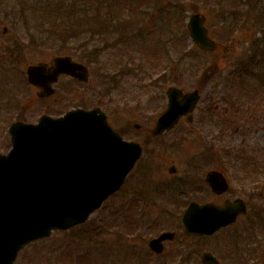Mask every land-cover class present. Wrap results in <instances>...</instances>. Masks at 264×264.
<instances>
[{"label":"rangeland","instance_id":"obj_1","mask_svg":"<svg viewBox=\"0 0 264 264\" xmlns=\"http://www.w3.org/2000/svg\"><path fill=\"white\" fill-rule=\"evenodd\" d=\"M109 1L111 0H0V154H6L10 148L7 129L13 121L36 123L42 115L57 117L78 107L99 108L107 115L112 128L128 131L125 140H134L140 144L145 142L144 148L156 150L157 156L167 162L189 158V155L198 156L197 150L202 157V153L208 150L211 153L207 164L211 169L221 166L224 170L230 182V196L240 197L249 205L248 216L240 221L241 238L248 239L241 241V248L244 245L253 249V240L259 236L258 245L262 257L254 254L242 257L248 260V264H264V225H259L258 228L248 225L255 214L251 209L252 205H264V37L259 31L260 25L249 29L250 37L235 32L223 38L227 47L225 50L230 53L227 57L224 58L220 53L216 57H200L195 54L192 43L184 35V26L191 13L187 9L188 0H150L149 4H144L148 6L141 7L144 9V16H149L145 22L148 34H138L143 30L138 29V26L143 24L136 23L138 20L134 16L135 22L130 24L129 34L131 32V35L133 33L135 37L139 36L137 39L133 38L135 42L132 40L127 45L126 41H120L119 46L110 47V50L104 51L98 58L82 59L94 47L115 42L116 34L97 36L114 29L113 25L111 28L107 27L113 15L122 14L123 19L128 18L124 12H106ZM174 1L184 4L183 11L176 12ZM123 3H127L126 0ZM134 8H128V11L135 10ZM153 13L156 17L151 21ZM215 23L214 15L208 17L206 27L211 34L215 33L212 32L216 27ZM64 27L81 32H78L77 39L62 44V34L67 33L64 32ZM3 29L7 30L6 34H3ZM85 29L94 30L95 36L82 33ZM169 30L172 31L170 34H174L172 42H166ZM40 33L44 37H39ZM215 34L217 36L212 37L220 41L221 33ZM160 37L166 42V50L163 52L169 53L167 58L165 55L156 54L157 48L154 49ZM84 42L87 43L85 46ZM254 43L260 49L255 55ZM8 52L12 53L11 58L8 57ZM65 55L88 66L91 83L87 87L61 78L54 86V95L38 99L35 96L36 89L28 85L26 88L22 86L25 81L24 71L28 65L48 63L55 56ZM157 56H160L159 60ZM250 58L256 62H252L253 66H247L250 76L245 78V85L238 87V94L244 95L240 97L234 93L237 91L236 85L228 87L225 82L230 73L239 69L241 63L246 64ZM210 66L212 67L209 68ZM207 73H210L209 80L205 82L202 79ZM169 86H176L184 91L198 88L201 90V101L195 112L186 122H181L179 128L162 136L160 141L175 143L174 147L177 143L180 145L179 152L160 150L158 142L150 144L145 141L144 132H131L126 129L127 123L134 120L144 129L150 128L156 116L166 106L164 93ZM180 138L182 142H176ZM147 157L146 151L138 168ZM255 163L258 166L257 171L253 166ZM136 173L137 170L128 177L121 190L107 200L83 225L65 233L54 232L50 238L28 245L19 253L14 264H112L114 256L124 257L129 247L127 244H133L139 253H145L147 247L144 241H148L164 228L158 227L154 232L142 230L135 237L128 230V237L124 236L122 243L116 246L115 230L111 232L114 224L109 222L106 215L109 208L119 207L123 200L138 192ZM172 180L174 181L173 178ZM254 196H257V200L252 199ZM189 197L191 195H182L181 202ZM145 200L144 205L151 207L157 203L162 206L160 198ZM151 201L155 203H149ZM152 210L155 213L153 217L162 212L155 210L154 206L149 211ZM169 215L170 220L165 219L164 222L171 221L173 216ZM120 226H117L118 230ZM173 227L177 228L175 224ZM258 231L263 233L256 237ZM220 236H215L208 242V247H213L217 253L219 248L214 243ZM40 253L47 256L46 263L38 257ZM99 257L108 258L110 261H98Z\"/></svg>","mask_w":264,"mask_h":264},{"label":"water","instance_id":"obj_2","mask_svg":"<svg viewBox=\"0 0 264 264\" xmlns=\"http://www.w3.org/2000/svg\"><path fill=\"white\" fill-rule=\"evenodd\" d=\"M203 23L198 15L191 16L187 29L199 49L212 51L215 44ZM60 75L88 81L87 68L68 56L26 69L28 83L42 90L39 97L54 93L52 84ZM166 96L167 108L158 117L152 137L176 125L200 99L197 91L182 93L174 87L167 89ZM9 133L12 147L0 155V264H13L26 244L48 237L53 230L85 222L120 188L141 153L137 144L122 141L110 129L98 109L71 111L58 119L42 117L37 125L16 123ZM206 181L214 191L227 188L216 172L207 174ZM245 211L240 200L226 201L223 207L191 203L182 220L188 231L211 235ZM173 237L163 234L149 246L161 253L159 242ZM207 256L203 261L214 263Z\"/></svg>","mask_w":264,"mask_h":264},{"label":"flooded vegetation","instance_id":"obj_3","mask_svg":"<svg viewBox=\"0 0 264 264\" xmlns=\"http://www.w3.org/2000/svg\"><path fill=\"white\" fill-rule=\"evenodd\" d=\"M176 3V1H174ZM188 10L191 11L190 14L201 13L206 15V21L208 17H215L216 27L212 30L215 33H221V35H231L235 32H244V30L249 31L252 26L260 25L259 31H264V0H188ZM255 13V14H254ZM229 16V18H227ZM156 17V14H153L151 19L153 20ZM213 27V26H212ZM208 28V27H207ZM209 31V29H208ZM209 33V32H208ZM215 33H209V36H217ZM7 48V47H4ZM220 50H225L222 45H218ZM187 117H184L180 120L179 125L174 126L170 131L175 130L180 127L181 122H186ZM134 122H138L134 120ZM155 123V121H154ZM154 123L150 128L144 129L141 125L137 132H144L146 135L149 134L150 129L154 126ZM129 127L134 129L135 126L129 123ZM176 142H182V138L176 139ZM175 143H170L169 145L160 144V150H173L174 152H179V146L176 143V148L173 146ZM173 148V149H172ZM148 152V157L145 159L143 164L138 168V165L134 167L133 172L137 170V184L139 186V202L143 205V214L148 215L154 211H149L153 206L155 210H164L172 214L171 221L167 222H140V225H149L154 227V230L158 227H163L164 230L158 232L152 238H157L161 232H173L175 234L174 239H165L160 243L162 253L156 254L153 253L149 247L148 241H144L146 244V252L139 255H133V258H128L126 262L133 259L136 264H205L203 262V253L208 252L217 259V263L214 264H244L242 258V228L240 230V221L242 218H245L249 214L248 203L240 197H231L229 194L230 191V182L221 166L211 169L209 167L210 161V151H204L201 153L197 150L198 156L189 155V158H184L181 160H162L161 157L157 156L156 150H147L143 148V154ZM187 152H190L187 149ZM200 153V155H199ZM190 156H193L191 158ZM141 161V160H139ZM208 161V162H207ZM140 163V162H139ZM208 163V164H207ZM258 169L257 164H253ZM263 171V170H262ZM210 172H216L219 174L222 185L225 184V187L228 183V188L224 191L219 192L214 191L211 183L206 181L207 174ZM227 183H226V180ZM174 179V181L172 180ZM173 193L178 194V197L182 195H191L188 202H174L170 206H159L157 203L155 205H144L145 198L159 199L163 193ZM229 194V196H228ZM198 198V199H195ZM240 198L244 201L247 209V214L245 216H238L236 221L229 226L222 228L212 236H201L193 235L186 231L184 228L181 217L182 213L187 207V204L191 201H196L198 203H213L217 206H223L226 200H234ZM253 200H257V196ZM151 204L155 203L153 201L149 202ZM137 205H129L127 211L136 212ZM253 218L250 223L252 227L258 228V226L264 225V205H252ZM147 211V212H146ZM177 211V212H175ZM177 214V215H176ZM176 215V216H175ZM175 216V217H174ZM173 218L175 222H173ZM159 224V226H156ZM174 224L177 228L173 227ZM239 225V226H238ZM176 230V231H175ZM263 233L258 231L256 237ZM220 236L217 238L214 246L219 248V252H215L213 247H208V242L215 238V236ZM264 236V233L263 235ZM258 238L253 242V254L257 257H262V252L260 251V245H258ZM264 241V240H263ZM182 246H185L182 248ZM211 264V263H207Z\"/></svg>","mask_w":264,"mask_h":264},{"label":"trees","instance_id":"obj_4","mask_svg":"<svg viewBox=\"0 0 264 264\" xmlns=\"http://www.w3.org/2000/svg\"><path fill=\"white\" fill-rule=\"evenodd\" d=\"M95 11H97V9L95 10ZM69 12V11H68ZM106 12H108V13H110V9H108V11H106ZM92 20V19H91ZM90 22V21H89ZM110 22V21H109ZM63 30H64V32H67L66 34H62V44L66 41V42H69V41H71V39H77V37H78V32H81V31H76V29L75 30H73V29H70L69 27H64L63 28ZM74 31V32H73ZM89 31V32H88ZM92 31V32H91ZM93 31L94 30H90V29H85V31L84 32H82V33H91L92 34V36L94 37L95 36V34L96 33H93ZM100 35L99 36H101V37H103V35H105V36H108V31L107 32H103V33H99ZM39 37H44L43 36V34L42 33H40L39 35H38ZM56 37V36H55ZM93 37L89 40V41H91L92 39H93ZM52 38H53V36H52ZM58 38V37H57ZM87 42V41H86ZM87 43H83V46H85ZM104 46H107V45H104ZM95 50V51H94ZM94 50H92V51H90V53L88 54V55H86V56H83V57H81L82 59H85V58H94V57H97L98 55H99V49H94ZM247 67H243V74H245V76H250V74L248 73L249 71H247ZM254 74V73H253ZM233 78H235L236 77V75L235 74H233V76H232ZM107 89L109 88V87H106Z\"/></svg>","mask_w":264,"mask_h":264}]
</instances>
